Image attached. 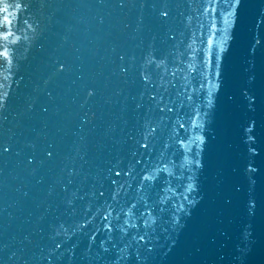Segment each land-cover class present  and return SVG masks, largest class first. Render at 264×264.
<instances>
[{
  "label": "water",
  "instance_id": "water-1",
  "mask_svg": "<svg viewBox=\"0 0 264 264\" xmlns=\"http://www.w3.org/2000/svg\"><path fill=\"white\" fill-rule=\"evenodd\" d=\"M15 2L0 264H264V0Z\"/></svg>",
  "mask_w": 264,
  "mask_h": 264
},
{
  "label": "snow or ice",
  "instance_id": "snow-or-ice-1",
  "mask_svg": "<svg viewBox=\"0 0 264 264\" xmlns=\"http://www.w3.org/2000/svg\"><path fill=\"white\" fill-rule=\"evenodd\" d=\"M22 6L21 2H15V3H9V0H0V61L3 62H10V52H9V44H17L19 43L20 37H16L12 29V18H11V12L9 11L10 8L20 9ZM166 15V13H165ZM151 63V61H150ZM147 79V76L145 77ZM92 93L89 92V95ZM154 130V129H153ZM4 151H8L7 148L4 149ZM52 153L48 152V156H51ZM118 174V173H117ZM102 195V193H101ZM67 230H65L66 232ZM55 236H59L60 232L57 231ZM28 240V237L25 236L21 243H24ZM52 244L54 246V249H60L62 242H58L55 238L52 239ZM23 251V249H21ZM104 251H107V249H104ZM13 256L16 255V252L13 251Z\"/></svg>",
  "mask_w": 264,
  "mask_h": 264
}]
</instances>
